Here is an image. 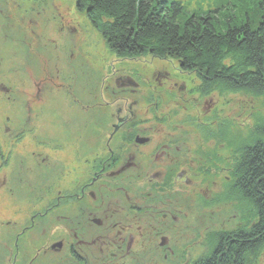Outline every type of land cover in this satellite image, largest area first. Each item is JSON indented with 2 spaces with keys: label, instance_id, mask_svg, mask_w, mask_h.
Here are the masks:
<instances>
[{
  "label": "flooded vegetation",
  "instance_id": "1",
  "mask_svg": "<svg viewBox=\"0 0 264 264\" xmlns=\"http://www.w3.org/2000/svg\"><path fill=\"white\" fill-rule=\"evenodd\" d=\"M16 30L24 34L22 27ZM10 36L5 33L0 41V76L14 72L15 81L21 83L18 92L28 76L24 86L32 89L35 100L27 102L29 109L27 105L23 110L22 95L13 100L14 104L4 96L9 93L7 80L0 84V207L2 215L6 214L1 230V264H175L183 259L185 264H199L207 257L212 260L211 255L221 246L228 249L227 235L233 230L202 235L192 231L200 245L197 240H186L183 222L192 220L191 213L197 220L206 215L197 213L198 196L205 204L210 199L218 202L215 197L219 195L213 193L220 189L221 175L228 172L216 165L211 182H198L201 172L199 159L192 153V134L184 140V134L176 132L181 126L168 127L162 118L160 122L139 119L129 103L115 106L112 102L107 115L100 111L106 124L91 123L93 132L89 133L88 121L75 115L34 118L42 96L51 92L70 104L60 112L75 108L86 115L87 110L83 103L77 106L78 102H73L76 96L71 90L55 88L50 79L48 84L40 81L43 74L38 73L39 66L30 63L28 72L26 59L35 62L30 59L32 47L21 39L11 41ZM5 55L17 60L16 68L6 70ZM177 85L173 83L166 93L184 98L185 86L180 87L184 93L176 95ZM36 129L37 135L32 133ZM121 134L135 151L120 153L127 144L119 142ZM24 157L31 165L20 166ZM17 162L19 168L13 166ZM21 169L26 170L27 182ZM121 175H125V183L120 185ZM39 183L41 191H37ZM229 189L231 192L233 186ZM209 207L213 208V218L215 206ZM225 224L221 218L219 225ZM213 233L215 237L208 245ZM169 258H175L174 263H168ZM51 260L56 262L49 263Z\"/></svg>",
  "mask_w": 264,
  "mask_h": 264
},
{
  "label": "rangeland",
  "instance_id": "2",
  "mask_svg": "<svg viewBox=\"0 0 264 264\" xmlns=\"http://www.w3.org/2000/svg\"><path fill=\"white\" fill-rule=\"evenodd\" d=\"M76 1L0 0V41L4 39L5 33H9L11 41L21 39L30 47H33L35 43L37 46L40 44L39 53L43 57L41 64L26 59L28 72L32 68L30 63L39 66L38 73L43 74L40 81L43 80V83L48 84L50 79L55 88L71 90L76 96V100L73 102H78L77 106L83 103V107L87 110L86 115L81 114L75 108L60 112L59 110L63 109L65 104L68 108H70V104L51 92L42 96L41 104L37 105L39 111L34 109V118L41 115L44 117L59 116L66 119L75 115L81 121H88L89 133L93 132L91 123L106 124L100 111L107 115L108 109L114 104L112 102H115V106H124V103L132 105L136 109L135 112L139 119L152 118L158 119L160 122L162 118L166 120L168 127L181 126L182 128L176 132L183 133L184 140L187 137L190 138V134L194 139L192 153L199 159L198 171L201 172L198 178L199 183L204 184V182L212 181L210 174H216L214 171L216 165H222L228 170L218 180L220 189L213 193L219 195L215 197L218 202L210 199L205 204L204 198L201 195L198 196L199 199L195 203L198 209L197 213L206 215L197 220L191 213L189 218L192 220L183 222L186 240H197V244L200 245L199 238L196 239V235L191 234L192 231L194 234L199 232L198 234L202 235L210 234V232L217 233L224 229L237 230L245 224L248 225L251 220L253 221L251 204L239 192H233V190L230 192L229 188L235 184L230 170L237 162V158L246 144L257 141L259 137L256 134V129L264 122V100L247 93H230L219 90L207 94L202 93L199 90L201 82L197 73L182 71L176 59L159 60L149 55L135 59L117 56L108 49L101 34L93 27L86 14L78 10ZM179 1L186 4L190 11L199 6L205 10L218 9L220 4L219 0ZM225 1H227V6L216 13L217 16L220 15L219 17L236 14L240 18L247 19L248 13L251 18L255 19L257 7L261 12L264 8V0ZM13 26L16 28L13 29ZM18 27L23 28L22 32L25 35L16 30ZM28 27L30 30L25 29ZM32 29L35 30L34 34ZM37 34H39L38 38H36ZM24 52L26 56L25 49ZM8 59L10 58L6 55L3 58L6 60L4 64L6 70L16 68L17 60L10 59L8 62ZM30 59L32 60L31 57ZM46 59H49V62ZM47 74H51L52 78H49ZM153 74H157V76L154 77ZM158 75L161 76L158 77ZM6 80L9 93L4 94L5 98L13 101L18 95H22V99H20L22 109L26 110L27 105L29 109V103L34 99L32 89L28 90V86L27 88L21 87L22 90H19L21 92H18L17 86L21 83L15 81L14 72H3L0 81L4 83L0 84H5ZM29 83L32 86V81ZM173 83L178 84L176 95H179L178 92L184 93L180 87L185 86L184 98H176L166 93ZM27 102L29 103L27 104ZM12 103L15 104V101ZM17 113L20 114L19 111ZM15 116L18 115L15 114ZM50 121L54 122L55 120L52 118ZM166 125L164 126L168 129ZM125 132L127 129L122 131V133ZM32 133L37 135L38 129ZM106 135L107 133L102 134L104 140ZM121 137L119 142L127 144L123 146L124 152L120 151V153L129 154L135 151L131 141L125 139V134H121ZM207 160H213L215 163ZM205 161L207 164H203ZM19 164L20 166L31 165L30 159L24 157ZM19 164L17 162L13 166L19 168ZM143 165L147 166V160L143 161ZM205 168L209 169L205 171L206 173H202ZM21 171L24 182H27L29 177L26 170L21 169ZM119 179L122 180L120 185L125 183L123 181L125 175H121ZM170 181L171 179L167 182ZM162 185H165V181ZM167 186H171V183H168ZM36 187H38L37 191H41L40 183ZM145 187L147 188L149 185L146 184ZM13 193L18 195L19 191ZM1 196L2 191H0ZM120 196H123L122 192ZM212 204L215 206L213 218L211 217L213 208L209 207ZM2 213L3 210L0 207V250L3 217L6 216ZM187 213L188 211L184 209V214ZM221 218L226 221L224 226L219 225ZM213 237H215L214 233L210 236L208 245ZM202 242L205 243V241ZM214 249L215 246L212 252ZM31 256L34 254L32 253ZM170 259L168 263H174L175 258H172L173 261ZM185 261L186 259L179 260L175 264H185ZM254 262V264H264V247Z\"/></svg>",
  "mask_w": 264,
  "mask_h": 264
},
{
  "label": "trees",
  "instance_id": "3",
  "mask_svg": "<svg viewBox=\"0 0 264 264\" xmlns=\"http://www.w3.org/2000/svg\"><path fill=\"white\" fill-rule=\"evenodd\" d=\"M219 2L218 9L190 11L179 0L76 1L117 56L176 59L182 70L197 73L202 93H247L264 100V8L254 10L255 19L248 13L247 19L219 17L227 1ZM256 134L232 168L233 192L251 204L253 221L227 235L228 249L221 246L212 260L199 264H254L264 247V122Z\"/></svg>",
  "mask_w": 264,
  "mask_h": 264
},
{
  "label": "bare ground",
  "instance_id": "4",
  "mask_svg": "<svg viewBox=\"0 0 264 264\" xmlns=\"http://www.w3.org/2000/svg\"><path fill=\"white\" fill-rule=\"evenodd\" d=\"M37 49L39 51L41 50L37 45H33V47L30 48V55H31V58L35 60L34 63H36V61H37V62H39V64H41V59H43V57L41 56V53H39V51H37ZM51 55H52V53H51ZM46 61L49 62L48 59H46ZM27 79H28V76H26L25 79H23V80L26 82ZM25 82H23V86H22L23 88H26L24 86Z\"/></svg>",
  "mask_w": 264,
  "mask_h": 264
}]
</instances>
